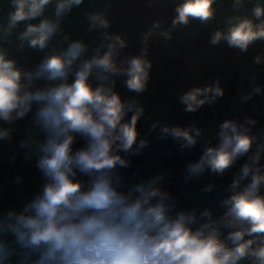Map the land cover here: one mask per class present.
Segmentation results:
<instances>
[{
  "label": "clouds",
  "instance_id": "obj_1",
  "mask_svg": "<svg viewBox=\"0 0 264 264\" xmlns=\"http://www.w3.org/2000/svg\"><path fill=\"white\" fill-rule=\"evenodd\" d=\"M7 3L0 39L7 40L25 23L17 36L19 49L27 43L44 52L57 36L66 47L46 52L31 71L18 67L0 48V142L12 144L17 122L31 114L17 152L23 149L25 160L35 157L45 180L22 210L0 214V264H10L13 257L18 264H264V133L253 132L257 120L225 119L217 126V143L209 142L197 160L185 165L184 180H198L206 172L223 177L246 158L228 186L231 194L221 202L226 210L219 220L206 209L201 217L207 219L198 224L195 211H177L175 198L161 186L164 173L128 185L119 172L129 167V156L139 155L150 142L137 127L145 113L138 97L148 90L153 67L150 40L171 41L174 30L192 21L207 25L215 19L217 0H180L170 26L154 21L140 34L139 52L128 55L123 53L129 41L109 31L110 2L102 10L83 12L86 31L97 33L91 43L72 39L63 27L85 0ZM245 4L232 0L230 7L240 13ZM258 40L264 41L260 0L247 14L227 16L225 28L212 32L208 43L244 54ZM254 64L264 65V57L256 56ZM117 78L134 95L122 99ZM209 79L178 93L185 113L213 106L224 96L219 77ZM38 81L43 85L37 86ZM248 82L252 91L240 97L241 103L264 95L255 74ZM158 126L159 138L180 141L182 152L207 131L196 121L187 127L156 121L149 133ZM77 136L86 143L74 150ZM78 175L88 177L87 182ZM213 187L208 184L203 191ZM222 228L229 229L226 236Z\"/></svg>",
  "mask_w": 264,
  "mask_h": 264
},
{
  "label": "rangeland",
  "instance_id": "obj_2",
  "mask_svg": "<svg viewBox=\"0 0 264 264\" xmlns=\"http://www.w3.org/2000/svg\"><path fill=\"white\" fill-rule=\"evenodd\" d=\"M108 2L111 3L109 18L112 21L109 31L120 33L129 41V47L123 53L128 55L139 52L142 47L140 34L150 28L154 21L159 20L165 28L170 26L175 15L174 8L180 0H85L83 5L74 8L66 17L63 24L65 32L70 34L72 39H82L85 43L95 41L97 33L86 31L87 21L83 12L102 10ZM256 2L257 0H246L240 13H234L230 7L232 0H217L214 5L215 19L207 25L192 21L188 27L174 30L171 41L156 36L150 40L149 58L153 63L151 79L148 90L138 97L145 108L140 121L146 122L147 127L140 133L148 131L156 121L181 127H187L192 121H196L198 127L207 129L202 140L212 143L216 139L215 132L220 120L236 119L242 122L246 117L257 120L254 133H264V95H256L247 102H240L241 96L252 91L248 80L253 74L256 75V84L264 87V65L254 64L256 56L264 57V41H256L244 54L228 48L226 44L210 46L208 43L212 32L225 28L227 16L247 14ZM260 2L264 3V0ZM8 11L7 0H0V26L7 24ZM48 14L51 15V9ZM32 23H39V20H33ZM24 27L25 23H21L7 40L0 39V48L8 52L7 58L15 59L17 66L23 70H33L51 49L59 51L66 47L62 37L57 36L44 52L30 49L27 43L23 49H19L20 41L17 36ZM210 77H219L224 96L213 106L204 105L195 113H185L183 105L177 99L178 93L192 86H204L211 82ZM71 79L73 77H70V81ZM121 80L122 78H117L116 91L122 99H127L134 93H129ZM42 85L43 81L37 82V86ZM131 115L132 113H129L126 119H130ZM30 119L31 114L25 120L17 122L12 144L0 142V214L8 210H22L23 206L41 191L45 183L36 167L35 157L25 160L24 150L17 152V145L24 138V129L29 125ZM155 132L160 133L159 126ZM85 143L83 138L77 136L74 150L83 147ZM146 159L156 161L152 156ZM234 173L233 169L227 172V187ZM17 177L19 182L16 181ZM78 178L85 182L88 180V177L83 175H78ZM10 264H18L17 258L13 257Z\"/></svg>",
  "mask_w": 264,
  "mask_h": 264
},
{
  "label": "trees",
  "instance_id": "obj_3",
  "mask_svg": "<svg viewBox=\"0 0 264 264\" xmlns=\"http://www.w3.org/2000/svg\"><path fill=\"white\" fill-rule=\"evenodd\" d=\"M223 121L220 120V123ZM146 124V122L138 121L139 132L147 127ZM141 135L147 136L150 142L139 155L128 157L130 160L129 167L119 169L125 183L131 185L142 180H148L159 173H164L161 186L175 198L177 211H195L198 224L207 219L201 217V213L206 209L211 210L213 220H219L226 210L221 206V202L231 194L227 187L229 178L227 172L223 177L214 176L210 172H206L198 180L185 181L183 178L187 162L197 160L209 142L207 140L203 141L201 138L193 148L182 152L180 150V141L171 136L160 139V133L157 134L155 131L149 133V130L144 131ZM216 143L217 138L211 145L214 146ZM151 156L155 157L156 161L151 159L147 161L146 158ZM245 159L242 158L238 161L237 166L233 168L234 172L244 163ZM261 163L264 164V160ZM208 184L214 185L212 190L209 192L203 191ZM221 231L226 236L229 229L222 228ZM242 264H247V261L242 262Z\"/></svg>",
  "mask_w": 264,
  "mask_h": 264
}]
</instances>
